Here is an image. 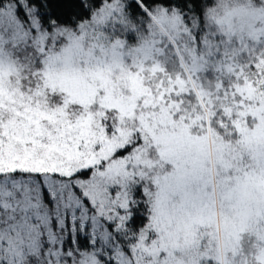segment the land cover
<instances>
[{
	"label": "snow or ice",
	"instance_id": "6c2138e0",
	"mask_svg": "<svg viewBox=\"0 0 264 264\" xmlns=\"http://www.w3.org/2000/svg\"><path fill=\"white\" fill-rule=\"evenodd\" d=\"M87 5L0 0V264H243L248 218L264 223V0L239 29L231 12L207 27L200 0ZM6 45L35 60L34 85L12 86ZM50 89L103 111L72 118L47 102ZM228 128L258 169L236 165ZM167 166L151 177L155 193L132 190ZM218 200L237 217L223 240L209 230Z\"/></svg>",
	"mask_w": 264,
	"mask_h": 264
},
{
	"label": "clouds",
	"instance_id": "9594fccd",
	"mask_svg": "<svg viewBox=\"0 0 264 264\" xmlns=\"http://www.w3.org/2000/svg\"><path fill=\"white\" fill-rule=\"evenodd\" d=\"M201 2V10L200 12H195L194 14L197 18L203 16L205 20V25L210 29H215L216 25L214 22L208 19L210 15H217L220 17L225 16L226 13L231 12V23L239 29L241 26L246 27L248 23H250L249 12L250 8L249 5L256 4L257 0H200ZM86 6L87 0H86ZM173 7H177V5H173ZM189 9L195 10L196 5L194 3L189 2L188 5ZM187 11V9L185 10ZM5 50L7 54L17 55L19 53V49H14L12 46H5ZM32 53H28L29 57H32ZM7 55L5 59H7ZM17 67L19 68V74L16 72L12 73L11 83L13 87L22 86L23 88L27 89L30 85H34L37 82V76L35 75L36 67H35V60L30 59L27 62H23V54L20 53L17 55ZM7 79V78H6ZM126 87V86H125ZM118 91H120L118 89ZM124 93L121 92V95ZM66 97L59 91L56 90H49L47 94V102L51 103L53 107L56 106H66L68 113L72 118H76L79 115L83 114L85 111H94L96 113H101L103 110L98 107L94 106L91 102H89L88 107L85 108L82 106L79 101L73 100L68 102L66 105H63L62 102L65 101ZM117 113H111L105 117V127H108L114 121V118L117 116ZM99 123V119L97 120ZM126 126L129 129L138 128L139 125L133 121L128 120L126 122ZM221 134L225 137L226 142L230 144V154L233 159L236 161V165L244 169L246 167L255 166L257 169L259 168V163L254 161L250 157V149L249 146L240 144L238 141L240 137L238 134L235 133L234 129L228 128L226 130H220ZM194 134H202V130L196 128L193 130ZM209 156L210 159L215 161L216 159V146L215 144L209 145ZM151 158L154 161H158V155L155 150L151 152ZM165 171H171V167L167 166L166 168H152L147 169V176L148 179L141 181L137 179L135 184L133 185V191H135L136 186L148 187L150 192L155 193L156 187L153 185L151 177L161 174ZM257 193L252 189L249 188L248 196L245 198L244 201L241 202V210L245 209V205L250 203ZM139 203H143L145 207L150 206V199H145L144 197L137 198ZM138 206V205H137ZM172 211L175 213V209L173 208ZM140 214L142 216H147L150 213L145 211V208H140ZM237 217L234 212L229 211L227 209L220 208V202H217V216L215 219V226L213 229H209L210 231L214 230L218 233L221 240H223L225 236V229H226V219L227 222L230 224L232 220H235ZM248 227L244 230V235L241 237L243 240V249L240 255L236 258L239 262L243 260V264H264V240H260L256 234V229H260L264 231V223L257 224L254 222V217H249L247 220ZM179 227L178 223H173V230H176ZM207 241L205 240V243ZM178 256L183 257L182 253H177ZM186 258V257H183Z\"/></svg>",
	"mask_w": 264,
	"mask_h": 264
}]
</instances>
